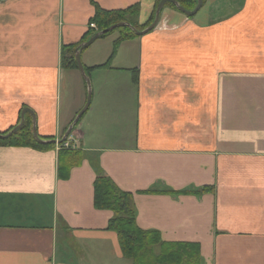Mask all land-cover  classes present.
<instances>
[{"label": "crops", "instance_id": "obj_1", "mask_svg": "<svg viewBox=\"0 0 264 264\" xmlns=\"http://www.w3.org/2000/svg\"><path fill=\"white\" fill-rule=\"evenodd\" d=\"M160 1L0 0V133L30 108L39 135L61 140L88 97L86 83L63 111L66 74L83 78L63 47L97 30L98 6L137 5L128 22L144 30ZM124 40L135 67L88 54L95 41L81 51L113 81L94 89L77 148L0 144V264H124L114 213L95 206L101 174L132 195L140 228L195 245L200 264H264V0H203L192 16L166 3ZM133 107L135 132L113 142L110 114Z\"/></svg>", "mask_w": 264, "mask_h": 264}, {"label": "trees", "instance_id": "obj_2", "mask_svg": "<svg viewBox=\"0 0 264 264\" xmlns=\"http://www.w3.org/2000/svg\"><path fill=\"white\" fill-rule=\"evenodd\" d=\"M181 6L187 10H193L197 0H177ZM169 5H174L167 2ZM138 6H131L124 10H105L97 7L96 14L92 19L97 24V30L87 35L83 42L90 39L96 32L105 30L112 25L126 21L128 17L134 14ZM152 20L148 23L150 25ZM122 31L120 40L136 36L133 29L129 26L119 27ZM114 30L102 35L105 37ZM78 45L64 46L62 51V65L64 68L79 70L76 60V48ZM107 65V64H105ZM104 66V64L99 65ZM87 74L90 72L89 67H85ZM74 126V129L80 124ZM30 115H26L24 125L7 139L0 140V144H10L14 146H33V147H53L55 144H41L33 135V122ZM21 122L19 120L18 124ZM17 124V125H18ZM16 125V126H17ZM15 126V127H16ZM14 128V127H13ZM12 128V129H13ZM12 129L7 131L9 133ZM73 133V131H72ZM71 133V134H72ZM44 140L49 138L42 137ZM73 160L76 163L79 157L78 151L73 153ZM95 206L99 209H109L114 215L109 221L108 227L115 230L119 236V243L123 256L132 261V264H200V254L195 245L185 242L165 243L162 241L160 232L157 230H145L137 225L135 217V206L132 195L129 192L121 191L105 175H99L95 180Z\"/></svg>", "mask_w": 264, "mask_h": 264}, {"label": "rangeland", "instance_id": "obj_3", "mask_svg": "<svg viewBox=\"0 0 264 264\" xmlns=\"http://www.w3.org/2000/svg\"><path fill=\"white\" fill-rule=\"evenodd\" d=\"M168 6H172V5L168 4ZM121 36H122L121 29L116 28L109 35L98 38L86 51L88 54H91L93 53L94 49H98L99 53L96 54L95 57L100 56L99 59H107L108 57V59L112 58L111 59L112 65H115L117 67H127V66L135 67L134 65H136V52H138L137 45L133 43H129L128 40H120ZM103 72H105V70L98 73L95 72L93 73L92 77H91V72L88 74L91 79L92 102L94 99V89L96 90L97 86L103 83L106 79H109L110 82L113 81L112 78L106 77ZM85 95H86V80L84 79V77L83 78L81 76L74 77L69 73H67L64 81L63 111L67 112L69 110H73L76 109L77 107H80V105H82L85 99ZM92 102H91V107H92ZM110 117L114 118L115 121L112 119L110 122H108L104 127V131L106 132L108 137H112L113 142L120 143L121 138L124 135L126 134L129 135L135 132V125H134V123H136L135 107L132 108L131 115L129 116H119L117 114L114 116L113 113H111ZM116 138H118V140H114ZM78 141L80 143V139ZM124 264H132V261L125 259Z\"/></svg>", "mask_w": 264, "mask_h": 264}, {"label": "water", "instance_id": "obj_4", "mask_svg": "<svg viewBox=\"0 0 264 264\" xmlns=\"http://www.w3.org/2000/svg\"><path fill=\"white\" fill-rule=\"evenodd\" d=\"M197 1H198V4H197V6L193 10H187L183 6H181L177 0H161L160 3H159V5H158V7H157V9H156L155 18H154L153 22L146 29L140 30V29L136 28L134 25H132L130 22H126V21L119 22V23H116V24L112 25L111 27H109V28H107L105 30L96 32L94 35H92L90 37L89 40L81 43V45H79L76 48V60H77V63H78L79 70H80L82 76L84 77V79L86 80V83H87V86H88V97H87V101H86L85 106L77 114V116L74 119L73 123L69 126V128L67 129L64 137L61 140H57V139L56 140L55 139H52V140H44L39 135V133L37 131V127L35 125L36 124L35 123L36 116H35V113L33 112V110H31L30 108H25V109L22 110V113H21V122L16 127H14L9 133H6V134L5 133H0V139H7L10 136H12L15 132H17L24 125V123H25V115H26L27 112H29V113L32 114L33 120H34V123H33V135H34L35 139L38 142H40L42 144H49V143L62 144L63 142H65V140L69 137L70 133L72 132L75 124H77V122L80 120V118L89 109V107L91 105V100H92L91 79H90V76L87 74L86 69H85V66H84V64L82 62V58H81V51H82V49L90 46L96 39H98L102 35L110 32L112 30H115L116 28H119L121 26H129V27H131L133 29V31L135 32L136 35H143L144 33L152 30L154 27L157 26V24L160 21L161 11H162L163 7L165 6V4L167 2H172L173 4H175L179 8V10H181L184 13H186L187 15H191V16L192 15H195L200 10V8L203 5V0H197Z\"/></svg>", "mask_w": 264, "mask_h": 264}, {"label": "built area", "instance_id": "obj_5", "mask_svg": "<svg viewBox=\"0 0 264 264\" xmlns=\"http://www.w3.org/2000/svg\"><path fill=\"white\" fill-rule=\"evenodd\" d=\"M91 27L96 28V24L95 23H91ZM73 138H69L68 141H66L61 148H66V149H71V148H75L74 144H72Z\"/></svg>", "mask_w": 264, "mask_h": 264}]
</instances>
